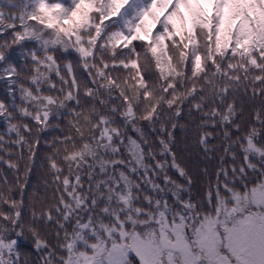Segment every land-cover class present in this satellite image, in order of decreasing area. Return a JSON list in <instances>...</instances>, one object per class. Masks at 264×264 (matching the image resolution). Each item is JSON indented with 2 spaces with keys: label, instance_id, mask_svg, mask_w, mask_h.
<instances>
[{
  "label": "trees",
  "instance_id": "obj_1",
  "mask_svg": "<svg viewBox=\"0 0 264 264\" xmlns=\"http://www.w3.org/2000/svg\"><path fill=\"white\" fill-rule=\"evenodd\" d=\"M170 1L0 0V264H153L135 237L176 224L196 264H224L223 243L198 256L197 227L257 220L264 0L156 18ZM76 13L95 24L57 25Z\"/></svg>",
  "mask_w": 264,
  "mask_h": 264
},
{
  "label": "rangeland",
  "instance_id": "obj_2",
  "mask_svg": "<svg viewBox=\"0 0 264 264\" xmlns=\"http://www.w3.org/2000/svg\"><path fill=\"white\" fill-rule=\"evenodd\" d=\"M100 3H102V0ZM113 3V1H109L107 5H105L103 2L100 6L101 8L104 6L112 8ZM167 5L165 8H167ZM40 9L41 11L37 8L42 17H46L48 14V19H50V10L42 5ZM162 12L163 9L157 10L156 18H158L159 15L162 16ZM209 13L211 14L212 10L209 9ZM95 14L97 15L99 12ZM114 17V13L104 14L103 19L109 20ZM92 18H94L93 15L86 14L82 16L79 13H76L73 14V17H66V15H63L60 17L59 23L57 21H55V23H58L57 25L59 27H64L65 30L72 34V20L77 21L78 23L85 22L87 25L89 23L95 24V20ZM238 21L239 20H234L232 24L235 26ZM185 22L186 29H188L190 26V19L187 14L185 15ZM141 38H143V40L150 38L149 32L147 34H142ZM252 195L256 201H259V198L262 200L261 205L263 208L261 207V209L254 210V216L257 220L248 216L241 221L239 225L228 229L225 236H222V231L220 229L211 232L210 222H208V224H206V222L201 223L197 227L196 238L199 244L196 252L199 251V254H197L200 258L207 259L208 256H201V252L203 254L204 250L208 251L209 255L212 253H216L217 255L219 249H217V243H223L227 252L230 254V257L223 258V261H225L223 262L224 264H233L232 259L235 260L234 264H264V184H259ZM239 219L240 217L237 218V221ZM226 228V225L223 226V230ZM184 235L183 225L176 224L174 226H169L167 230L162 232L161 242L154 241L152 238H146L144 235H141L135 237V244L133 243V247L139 249L142 252L143 257L153 264L155 262L156 264H160L158 263L159 260L162 261L163 264H196L195 259L197 255L191 249ZM224 240L227 241V243L224 242ZM11 245L12 243L0 242V247H2L0 255L4 250L9 251ZM162 250H167L166 257L164 256L163 259L161 258L162 254L160 255ZM118 252L119 250H114L113 252L110 251V256L117 257L116 255ZM82 254L81 256L76 257L77 260L74 264H88V259L86 257L88 254ZM95 264L100 263L99 261H96Z\"/></svg>",
  "mask_w": 264,
  "mask_h": 264
}]
</instances>
